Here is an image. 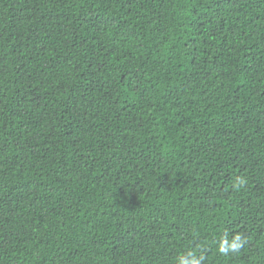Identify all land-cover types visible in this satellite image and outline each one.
Instances as JSON below:
<instances>
[{"label": "trees", "instance_id": "16d2710c", "mask_svg": "<svg viewBox=\"0 0 264 264\" xmlns=\"http://www.w3.org/2000/svg\"><path fill=\"white\" fill-rule=\"evenodd\" d=\"M189 253L264 264V0H0V264Z\"/></svg>", "mask_w": 264, "mask_h": 264}, {"label": "clouds", "instance_id": "9594fccd", "mask_svg": "<svg viewBox=\"0 0 264 264\" xmlns=\"http://www.w3.org/2000/svg\"><path fill=\"white\" fill-rule=\"evenodd\" d=\"M240 183H244L243 181H240ZM236 242L235 243H231L228 247L231 248V249H235V250H239V248L242 246V239L241 237L237 236L235 238ZM228 248H225V247H221L220 248V251L224 252V251H227ZM189 256H191L192 258L189 260V259H185L184 257H181L180 260H179V264H200L199 260L197 258H195V256L192 254V253H189L188 254Z\"/></svg>", "mask_w": 264, "mask_h": 264}]
</instances>
